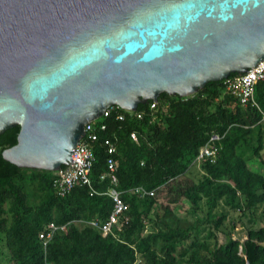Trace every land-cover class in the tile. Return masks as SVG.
Instances as JSON below:
<instances>
[{
	"label": "trees",
	"instance_id": "obj_1",
	"mask_svg": "<svg viewBox=\"0 0 264 264\" xmlns=\"http://www.w3.org/2000/svg\"><path fill=\"white\" fill-rule=\"evenodd\" d=\"M255 99L264 112V80L255 86ZM150 103L138 106L141 118L119 120L116 108L93 122L91 187L76 184L64 196L52 185L54 172L3 159L19 126L0 134V264H43L44 257L50 264H264V172L250 165L264 169L261 112L239 104L224 80L184 97L162 92L154 110ZM211 134L220 136L217 157L195 163ZM105 140L114 144L113 153ZM109 157L130 220L103 236L88 222L104 221L112 210L109 177L101 178ZM139 187L156 194L167 188L173 202L182 197L189 208L180 216L156 194L134 192ZM49 222L65 229L43 249L38 234ZM237 226L244 239L235 236Z\"/></svg>",
	"mask_w": 264,
	"mask_h": 264
},
{
	"label": "water",
	"instance_id": "obj_2",
	"mask_svg": "<svg viewBox=\"0 0 264 264\" xmlns=\"http://www.w3.org/2000/svg\"><path fill=\"white\" fill-rule=\"evenodd\" d=\"M262 60L264 0H0V134L19 126L1 155L54 172L108 107L193 95Z\"/></svg>",
	"mask_w": 264,
	"mask_h": 264
},
{
	"label": "built area",
	"instance_id": "obj_3",
	"mask_svg": "<svg viewBox=\"0 0 264 264\" xmlns=\"http://www.w3.org/2000/svg\"><path fill=\"white\" fill-rule=\"evenodd\" d=\"M264 80V60L260 61L256 66L248 69L242 74H235L224 79V89L233 98H235L242 106H250L259 110L264 118V112L261 111L255 99V86ZM157 101H151L149 105L150 110L156 108ZM116 108L117 105H112L104 110L101 117H107ZM135 114L137 118H141L142 113L137 110L133 111L126 108H121L117 114V119L122 120L127 115ZM97 120V119H96ZM94 120V121H96ZM91 121L85 125V136L82 137L76 144L74 153H71L72 163L61 166L58 170L54 171V178L52 185L59 196L67 194L76 184L87 185L91 187L90 171L93 164L94 154L91 147V141L96 140L97 136L94 132L93 122ZM105 124H100V128L104 129ZM131 138L137 141L135 132L130 133ZM220 136L218 134H211L206 143H204L198 151L194 162L199 163L203 159L214 161L220 149ZM104 143L108 146V152L113 153L115 146L109 140ZM116 165L112 157L107 159V172L102 175L109 177L110 185L105 191L112 199V210L104 221L91 220L88 223L100 230L103 236L107 234L114 235V230H119L123 225L127 224L130 220L128 212V205L121 197V191L116 188L117 177L115 175ZM134 192L140 195L148 194L153 196L156 194L155 190L146 191L143 188H135ZM65 225L56 224L55 222L46 223L39 232V238L42 241L43 249L46 248L48 241L52 238L56 231H63ZM43 264H50L44 257ZM135 264H140L136 261Z\"/></svg>",
	"mask_w": 264,
	"mask_h": 264
},
{
	"label": "rangeland",
	"instance_id": "obj_4",
	"mask_svg": "<svg viewBox=\"0 0 264 264\" xmlns=\"http://www.w3.org/2000/svg\"><path fill=\"white\" fill-rule=\"evenodd\" d=\"M101 117H99L98 119H100ZM252 168L255 169H260L261 171L264 172V169L262 167H260L257 163H252L250 164ZM194 168H198V166L194 167ZM195 169V170H196ZM197 173V171H195ZM180 179V178H179ZM156 199L159 202H162L164 204H168L169 206H171L172 208H175V211L178 215L183 216L185 213V210L187 208H189V202L184 199V198H180L178 197L175 202H173V198H174V193L169 192L167 190V188H163L162 190H160L159 192H157V194L155 195ZM187 220V219H186ZM235 236L244 239L245 238V231L241 226H237L236 231H235ZM218 242L222 243L224 242V235L219 232L218 233Z\"/></svg>",
	"mask_w": 264,
	"mask_h": 264
}]
</instances>
